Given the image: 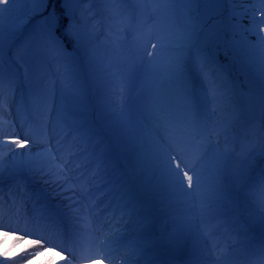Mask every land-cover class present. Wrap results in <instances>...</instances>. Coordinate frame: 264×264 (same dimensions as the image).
<instances>
[{
  "label": "snow or ice",
  "instance_id": "1",
  "mask_svg": "<svg viewBox=\"0 0 264 264\" xmlns=\"http://www.w3.org/2000/svg\"><path fill=\"white\" fill-rule=\"evenodd\" d=\"M106 261L264 264V0H0V264Z\"/></svg>",
  "mask_w": 264,
  "mask_h": 264
},
{
  "label": "bare ground",
  "instance_id": "2",
  "mask_svg": "<svg viewBox=\"0 0 264 264\" xmlns=\"http://www.w3.org/2000/svg\"><path fill=\"white\" fill-rule=\"evenodd\" d=\"M104 219H105V217H101L100 218V223H103ZM47 238L49 240H52L53 242H56V238H55V235L53 233H47ZM206 243H207L208 246H211L212 245V240L209 239V240L206 241ZM118 259L119 258L117 256L116 260L118 261ZM57 260H59V258H57ZM106 264H107V261H106Z\"/></svg>",
  "mask_w": 264,
  "mask_h": 264
},
{
  "label": "rangeland",
  "instance_id": "3",
  "mask_svg": "<svg viewBox=\"0 0 264 264\" xmlns=\"http://www.w3.org/2000/svg\"><path fill=\"white\" fill-rule=\"evenodd\" d=\"M256 7L258 8L259 5L257 4ZM243 23L245 24V26H248V19L246 18V19L243 21Z\"/></svg>",
  "mask_w": 264,
  "mask_h": 264
}]
</instances>
